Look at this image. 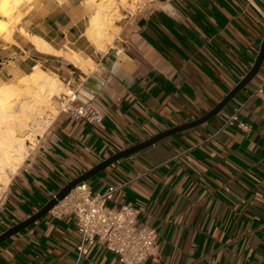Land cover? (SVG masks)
<instances>
[{
  "label": "crops",
  "instance_id": "crops-1",
  "mask_svg": "<svg viewBox=\"0 0 264 264\" xmlns=\"http://www.w3.org/2000/svg\"><path fill=\"white\" fill-rule=\"evenodd\" d=\"M28 1L14 0L13 13ZM97 5L92 11L90 0H34L21 23L0 28V85L39 66L77 93L64 103H92L104 115L93 124L58 106L11 173L0 234L110 156L212 110L248 74L264 41V0H142L129 11L124 43L101 50L89 32ZM260 85L264 61L215 116L86 180L95 192L121 186L109 205H133L141 222L156 228L159 257L143 264H264ZM235 112L239 121L228 125ZM80 238L73 214L49 211L0 243V264H121L100 243L81 255Z\"/></svg>",
  "mask_w": 264,
  "mask_h": 264
},
{
  "label": "built area",
  "instance_id": "built-area-1",
  "mask_svg": "<svg viewBox=\"0 0 264 264\" xmlns=\"http://www.w3.org/2000/svg\"><path fill=\"white\" fill-rule=\"evenodd\" d=\"M255 95L264 99L263 85L255 90ZM65 98L68 102H73L77 93L70 90L64 94ZM61 110L75 119H84L93 124H98L104 119L103 113L92 103L77 106L64 103ZM235 121H239L237 112L230 116L227 124L232 125ZM238 125L250 128L243 122ZM7 186L0 185V207L6 199ZM119 187L121 186H109L104 192H95L88 182L83 181L50 212L55 215L68 213L76 217L77 229L81 236L78 246L81 255L88 253L89 245L100 243L114 253L121 264H143L151 257H159L156 242L158 233L154 226L141 222L140 210L137 207L125 203L109 205L113 193Z\"/></svg>",
  "mask_w": 264,
  "mask_h": 264
},
{
  "label": "bare ground",
  "instance_id": "bare-ground-1",
  "mask_svg": "<svg viewBox=\"0 0 264 264\" xmlns=\"http://www.w3.org/2000/svg\"><path fill=\"white\" fill-rule=\"evenodd\" d=\"M13 1L0 0V12L9 14ZM106 1L97 5L98 9L91 17L89 32L99 46L102 45V34H106L104 28L113 20L114 13L111 12L116 11L111 9L110 12L111 3L109 5ZM0 25L6 26L4 21H0ZM62 89L64 90L63 82L39 66L32 73L20 78L17 84L0 86V183L7 184L10 181L9 173L16 172L22 164L27 155L26 142L33 135L43 133L44 105H51V99ZM13 122L19 124L17 127L24 126V132L19 133L16 128L6 127Z\"/></svg>",
  "mask_w": 264,
  "mask_h": 264
},
{
  "label": "water",
  "instance_id": "water-1",
  "mask_svg": "<svg viewBox=\"0 0 264 264\" xmlns=\"http://www.w3.org/2000/svg\"><path fill=\"white\" fill-rule=\"evenodd\" d=\"M264 61V41L262 44V48L260 50L259 56L251 68V70L248 72V74L242 79V81L229 92L227 96L212 110L201 116L200 118L188 122L186 124L176 126L173 128H170L168 130H165L163 132H160L151 138L140 142L134 146H131L125 150L119 151L118 153L110 156L109 158L105 159L104 161L100 162L99 164L95 165L93 168L85 172L84 174L78 176L74 180L70 181L66 186H64L47 204H45L40 210H38L36 213L32 214L27 219L11 226L7 230H5L3 233L0 234V243L5 241L6 239L10 238L11 236L15 235L16 233L20 232L21 230L25 229L26 227L30 226L32 223L39 220L41 217H43L45 214H47L58 202L63 200L79 183L86 181L90 179L92 176L98 174L108 166L112 165L114 162L118 161L119 159L126 157L132 153H135L137 151H140L157 141L161 140L162 138L171 135L173 133L189 129L192 127H195L197 125L202 124L203 122L207 121L211 117L215 116L217 113H219L225 105L229 101H231L234 96L237 94L238 91H240L242 88H244L250 80H252L255 75L259 72L262 64Z\"/></svg>",
  "mask_w": 264,
  "mask_h": 264
},
{
  "label": "rangeland",
  "instance_id": "rangeland-1",
  "mask_svg": "<svg viewBox=\"0 0 264 264\" xmlns=\"http://www.w3.org/2000/svg\"><path fill=\"white\" fill-rule=\"evenodd\" d=\"M102 1L105 2L106 0H96L95 3H93L92 0H90V2L94 5V8L92 11L95 10L96 3L97 2L102 3ZM33 2H34V0H29L28 2L20 3L17 6V8L15 9L14 13L12 11L14 3H11L8 15H10V17L12 15V13H13V15L11 18H8L3 13H0V19L2 21H4L6 24V27L0 25V28L1 29L7 28V30H12L14 27H16L19 23H21L23 21V18L25 17L26 12L30 9ZM106 2L109 3V5L111 3L110 8H109L110 12H111V9H116V11L113 10L111 12V14L114 13L113 14V20L107 28H104L106 34H102L103 40H102V49L101 50H106L107 45L115 46L117 44L121 45L122 43H124V39L126 37V34L128 33L127 32L128 31V26H127L128 20L131 16L129 11L130 10H136L139 7L142 0H107ZM87 37H88L89 41L97 49H99V46L96 44V42L94 40H92L88 35H87ZM78 53L81 54V52H78ZM71 60H72L71 62H73L74 65L78 66V62L76 61V59L74 57ZM18 80H15V81L8 83V84H17ZM4 85H6V84H4ZM0 86H2V85H0ZM63 86H64V90L62 89L57 96H54L51 99V105H49V106L44 105V108L45 107L46 108L44 109L45 112L43 114L44 121H45V125H44L45 127L43 126V129H44L43 133L47 129V127H49L52 118H54L56 116V114L58 113V111L60 110V108L58 106L62 102L64 103L66 101L64 99V94H67L70 90L65 86L64 83H63ZM27 121H29V119H27ZM16 122H13L11 124H7L6 127L10 126L14 129L16 128V130L19 133H23L25 127L24 126L17 127L19 124H17ZM18 128H20V129H18ZM43 133H41L40 135H42ZM37 137H38V135L35 134V135H33L32 139H29L26 142L25 155L34 147V143L36 142ZM9 175L11 177V173H9ZM8 183L7 184L0 183V185L1 184L8 185Z\"/></svg>",
  "mask_w": 264,
  "mask_h": 264
}]
</instances>
